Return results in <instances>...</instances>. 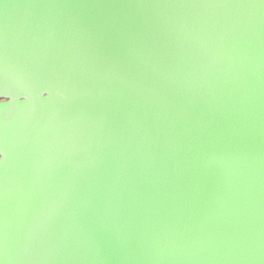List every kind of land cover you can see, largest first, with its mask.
I'll list each match as a JSON object with an SVG mask.
<instances>
[{"label": "water", "instance_id": "1", "mask_svg": "<svg viewBox=\"0 0 264 264\" xmlns=\"http://www.w3.org/2000/svg\"><path fill=\"white\" fill-rule=\"evenodd\" d=\"M0 264H264V0H0Z\"/></svg>", "mask_w": 264, "mask_h": 264}, {"label": "flooded vegetation", "instance_id": "2", "mask_svg": "<svg viewBox=\"0 0 264 264\" xmlns=\"http://www.w3.org/2000/svg\"><path fill=\"white\" fill-rule=\"evenodd\" d=\"M1 100V99H0Z\"/></svg>", "mask_w": 264, "mask_h": 264}]
</instances>
